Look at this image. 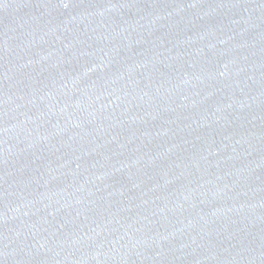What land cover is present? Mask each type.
<instances>
[{"label":"water","instance_id":"obj_1","mask_svg":"<svg viewBox=\"0 0 264 264\" xmlns=\"http://www.w3.org/2000/svg\"><path fill=\"white\" fill-rule=\"evenodd\" d=\"M0 264H264V0H0Z\"/></svg>","mask_w":264,"mask_h":264}]
</instances>
